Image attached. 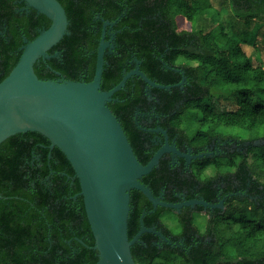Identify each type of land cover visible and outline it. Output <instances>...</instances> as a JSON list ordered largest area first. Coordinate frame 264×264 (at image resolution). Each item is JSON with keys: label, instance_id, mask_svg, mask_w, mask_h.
Returning <instances> with one entry per match:
<instances>
[{"label": "trees", "instance_id": "obj_1", "mask_svg": "<svg viewBox=\"0 0 264 264\" xmlns=\"http://www.w3.org/2000/svg\"><path fill=\"white\" fill-rule=\"evenodd\" d=\"M58 1L66 10L69 34L49 52L50 59L35 65L41 80L92 81L103 21L96 22L99 29L94 31L91 20L121 17L116 49L105 56L103 91L118 85L125 73L135 69L136 60L158 84L177 85L186 78L183 87L148 92L147 84L133 77L108 104L138 160L146 165L160 148L151 144L152 133L136 122L137 113L160 115L159 129L180 145L187 142L199 149L220 142L222 150L196 161L191 177H180L163 157L141 180L156 197L162 188L170 194L177 189L195 191L209 203L218 194L226 196L225 209L213 213L204 232L196 226L197 214L186 212V218L177 217L181 231L174 234L162 219L172 210L159 207L153 212L141 192H131L130 240L140 229L143 212L148 213L143 219L147 228L156 225L168 235L185 238L183 248L158 247L154 234H144L131 248L136 263L264 264V145H255L264 142V0H228L223 3L227 13L216 9L210 18L206 11L214 9L211 0ZM179 14L197 25L181 29ZM26 19L9 20L13 43L0 45V83L19 61L23 39L33 41L39 35L32 34ZM203 20L213 25L207 31L198 28ZM45 23L49 27L46 17ZM240 29L243 35L253 34V46L261 57L258 65L246 54L244 44L251 41L240 36ZM57 51L60 55L55 56ZM225 103L235 108H224ZM192 110L198 131L190 137L182 117ZM223 127L241 132L228 133ZM50 144L41 134L26 133L0 145V264L98 261V252L89 248L95 240L83 197H77L79 181L66 156L57 147L50 150ZM210 170L213 173L206 175Z\"/></svg>", "mask_w": 264, "mask_h": 264}, {"label": "water", "instance_id": "obj_2", "mask_svg": "<svg viewBox=\"0 0 264 264\" xmlns=\"http://www.w3.org/2000/svg\"><path fill=\"white\" fill-rule=\"evenodd\" d=\"M30 8L46 16L51 25L22 48V54L11 73L0 83V145L7 139L26 133H38L50 141V150H61L72 165L78 179L86 215L95 240L91 248L98 252L96 264H137L131 248L140 243L146 233L169 239L154 228H147L143 212L138 234L129 239L131 192H141L152 204L180 212L184 207L201 206L207 209H224V201L214 205L205 200L170 203L156 197L142 178L157 168L166 154L186 158L176 145L169 144L165 130L155 132L166 139L162 146L143 165L137 158L125 131L108 104L114 95L125 88L133 77L141 78L151 88L171 90L183 87L186 78L177 85H162L141 71V61L124 74L121 82L109 91L102 90L105 56L114 46L106 41L104 30L97 52L96 71L92 81L41 80L35 65L52 56L49 52L69 34L66 10L58 0H25ZM109 23L105 24V28ZM113 25V24H110ZM180 72V70H176ZM0 198H2L0 196ZM152 213V212H149ZM82 244L83 241L79 240ZM85 245V244H84Z\"/></svg>", "mask_w": 264, "mask_h": 264}, {"label": "flooded vegetation", "instance_id": "obj_3", "mask_svg": "<svg viewBox=\"0 0 264 264\" xmlns=\"http://www.w3.org/2000/svg\"><path fill=\"white\" fill-rule=\"evenodd\" d=\"M24 17H27V19L25 21L29 22V24L31 23V25H30L31 28L29 27V29H30V31H32V34H34L35 32H38L40 34L42 31L47 30L51 25V21L46 16L39 14L36 10H34L33 8H30L25 0H0V45H12V43H13L12 38H11L12 35L11 36L8 35V29H7L8 24L10 22L9 21L10 18L13 19V22H15V18L23 19ZM45 17L50 21L49 27H46V28H45V24H46L45 23ZM119 19H117L115 21H105L100 16H95V18H93L91 20L92 21L91 22V25H92L91 28L94 31L99 29L96 22L97 21L98 22L103 21V27L101 30L102 34L105 30L106 31V39L105 40L110 42L111 45L114 46L113 49L107 50V51H109L108 53H110V54H112L113 51L116 49L117 35L120 34V32H121L117 28V24H118ZM106 23H109V25L105 28ZM110 24H113V25H110ZM33 26H35V27H33ZM68 28H69V26H68ZM101 38H102V36H101ZM101 38L99 41H101ZM28 42H31V41H28L26 38L23 39V45H26ZM20 49H22V47ZM58 55H60V53L57 51L55 53V56H58ZM131 63L133 64L134 62L132 61ZM136 65H137V63H136ZM57 81H59V80H57ZM135 120L139 125L144 127V130H147V131H149V133L150 132L152 133L151 144L153 146H159V148L164 146V144L166 142L165 137L163 136L164 138H162L161 135H163V134L155 132V130L159 129V125L161 122V116L160 115H157V114H154L151 112L148 114L137 113V115L135 116ZM168 137H169V135H168ZM169 144L170 145H176L177 148L183 154H189L192 157H197V156L203 155V154H206V155L209 154L208 156H210V155L215 156V154H214L215 151L222 150L220 145H219L220 142H216V143L213 142L211 144V146H204V147H200L199 149L191 148L187 142H183L180 145L177 138H171V139L169 138ZM225 145H226L225 143L222 144V146H225ZM208 156H204V157H208ZM199 159H202V158H192L191 161H189L186 158H182V157L177 156V155L175 156L173 154H166L164 156V160L167 161L169 169H172L173 171H177L179 173L180 177L181 176L182 177L193 176L192 175L193 174V169H192L193 165ZM157 197H162L163 201L170 202V203H172V201H174L173 203H183V202H187V201H191V200H204L201 197H199V195L195 191L190 192L187 190L181 191V190L177 189V190H174V192L172 194H170L169 191H165V189H163V188L159 191ZM191 197H192V199H191ZM226 198H227L226 196L222 197L221 194H218L217 198L214 200L215 202L210 203V204L217 205V204L221 203L222 201H224V204H225ZM198 207H201V206L184 207L181 209L180 212L173 211V210H172V212H174L177 215V217L183 216L186 218L187 213H190L191 215L197 214V216H204L208 220L217 209H221V208H217V209H213V210H211V209L205 210L203 208V210H199ZM186 209H189V210H186ZM224 209H225V205H224ZM153 212H154V210H153ZM141 217H140V228H141ZM151 228H154L158 232L165 235L169 239V241L171 242V244H168L167 242L163 241L159 236L154 234V237H155L153 239L154 245L161 247L164 244H167V245H170L172 248H177V247L183 248L184 247L185 238L174 237L172 235H168L167 233H165L164 230L159 229L156 225H154ZM139 231H140V229H139ZM138 232L136 233V235L138 234ZM147 234H151V233H147Z\"/></svg>", "mask_w": 264, "mask_h": 264}, {"label": "rangeland", "instance_id": "obj_4", "mask_svg": "<svg viewBox=\"0 0 264 264\" xmlns=\"http://www.w3.org/2000/svg\"><path fill=\"white\" fill-rule=\"evenodd\" d=\"M213 5H214V9L210 10L208 9L207 12V16L213 17L214 15V10L219 9V10H223L222 14L225 15L227 12V8L223 3H227L228 0H211ZM224 19H228V16ZM177 24L181 29L184 30H192V28L195 27V23H191L188 22V20L185 18L184 15L179 14L177 16ZM213 25L212 23H210L208 20H203V21H199V25L198 28L199 29H204V30H208L209 28H211ZM243 29L239 30V34L240 36L243 35ZM245 37V40L247 41H251L250 43H245L244 44V49L246 51V54L253 60L255 65H258L261 61L259 59H261L260 54L257 53V51L255 50V47L253 46V42L252 40H254L253 38V34L249 32V34L247 35H243ZM242 36V38H243ZM226 105L224 106V108H227L229 110H233L234 104L233 103H225ZM224 105V104H223ZM194 115V117H193ZM196 111H188L183 117V127L185 129V132L187 133L188 136L192 137L194 136L197 131H198V123L196 121ZM223 129H227L226 132L228 133H235V132H239L240 129L236 128V127H223ZM241 132V131H240ZM246 138H249V135L245 136ZM256 146H261L264 145V142L262 141H258L255 143ZM238 145L237 144H232V148H236ZM213 172L210 170L206 173V175H211ZM163 221L166 224L167 227H169V229L174 233H179L181 231V226L179 223V220L177 218V215L172 212V211H166L163 215ZM207 218H205L204 216H197L196 217V226L199 227V229L204 232L206 227H207Z\"/></svg>", "mask_w": 264, "mask_h": 264}]
</instances>
